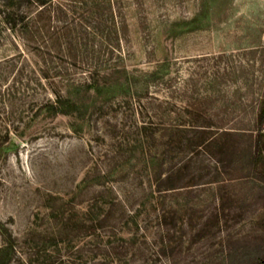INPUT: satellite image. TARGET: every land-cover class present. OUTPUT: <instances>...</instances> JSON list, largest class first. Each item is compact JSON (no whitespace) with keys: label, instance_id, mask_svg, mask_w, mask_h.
<instances>
[{"label":"rangeland","instance_id":"obj_1","mask_svg":"<svg viewBox=\"0 0 264 264\" xmlns=\"http://www.w3.org/2000/svg\"><path fill=\"white\" fill-rule=\"evenodd\" d=\"M263 100L264 0H0L5 264L52 233L129 264H264Z\"/></svg>","mask_w":264,"mask_h":264},{"label":"trees","instance_id":"obj_2","mask_svg":"<svg viewBox=\"0 0 264 264\" xmlns=\"http://www.w3.org/2000/svg\"><path fill=\"white\" fill-rule=\"evenodd\" d=\"M22 1V0H20ZM39 4H44L47 2V0H35ZM20 18L24 19L25 14L23 12H20ZM202 124H198L196 127L202 129ZM193 126V125H192ZM195 126V125H194ZM193 126V127H194ZM146 125L142 123L139 126V132L141 135L143 133L146 134ZM256 131H257V140H256V146L255 150L256 152L260 151L259 146V140L261 139V136L264 133V100L261 103V106L259 108L257 118H256ZM144 143V141H142ZM142 143V144H143ZM180 174V169H177L176 171L170 170L164 178H159L156 180L155 186L156 189H153L154 191H168L171 188H175L177 186H180V179L178 180V175ZM166 209L163 208L162 212L159 213L156 217V221L160 224V226L164 228H170L171 224L174 223V218H172L171 221H169V216L165 214ZM94 214L91 215V218L89 216L88 219H93ZM87 219V220H88ZM83 221H86V218H84ZM86 224L84 222L75 223L73 224L74 228H76V232H82L77 233L80 236L87 235V231H82L81 228H84ZM114 235L113 238H116L117 241H121L120 246L126 247V245L129 243V240L125 239L122 236H116ZM44 237V236H43ZM110 237V236H108ZM16 241L17 239L15 237H12V235L9 233V236H7L4 239V244L0 246V264H5L8 256H10V252L12 249L16 251ZM108 241V248H106V256L99 257V249H102L103 246H105L106 243H91V246L94 247V250L90 248V244L83 243V246H87L86 250L89 252V254H85L84 250L81 249V246H78L74 243L73 239H64V237L58 236L55 233H52L48 238H45L44 240H36L34 244H31L28 246L27 253H30L33 257H30L29 259H25L24 264H129L126 259L123 258V250H114L115 246V240H112L111 238L107 239ZM110 248V249H109ZM172 247L169 246L167 243L163 245V250L168 251L171 250ZM114 250V251H113ZM17 252H20L17 250ZM113 254V255H110Z\"/></svg>","mask_w":264,"mask_h":264}]
</instances>
